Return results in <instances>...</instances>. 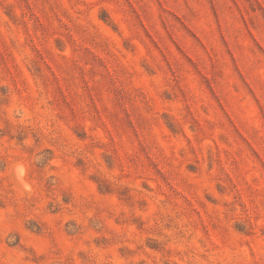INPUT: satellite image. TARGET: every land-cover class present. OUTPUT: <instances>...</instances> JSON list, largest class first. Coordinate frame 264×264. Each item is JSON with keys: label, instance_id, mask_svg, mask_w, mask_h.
<instances>
[{"label": "rangeland", "instance_id": "obj_1", "mask_svg": "<svg viewBox=\"0 0 264 264\" xmlns=\"http://www.w3.org/2000/svg\"><path fill=\"white\" fill-rule=\"evenodd\" d=\"M0 264H264V0H0Z\"/></svg>", "mask_w": 264, "mask_h": 264}, {"label": "clouds", "instance_id": "obj_2", "mask_svg": "<svg viewBox=\"0 0 264 264\" xmlns=\"http://www.w3.org/2000/svg\"><path fill=\"white\" fill-rule=\"evenodd\" d=\"M19 175L22 176L23 175V170L22 169H19Z\"/></svg>", "mask_w": 264, "mask_h": 264}]
</instances>
